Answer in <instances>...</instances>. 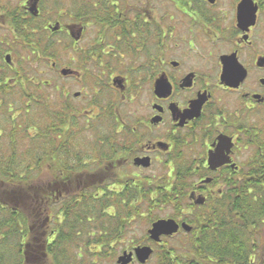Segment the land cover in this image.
Segmentation results:
<instances>
[{
  "label": "flooded vegetation",
  "instance_id": "flooded-vegetation-1",
  "mask_svg": "<svg viewBox=\"0 0 264 264\" xmlns=\"http://www.w3.org/2000/svg\"><path fill=\"white\" fill-rule=\"evenodd\" d=\"M29 90H47L67 140L94 131L102 158L68 174L58 161L41 168L51 176L22 194V264H68L76 254L91 264L85 254L106 244L121 255L145 247L123 249L122 231L98 232L109 243L68 231L93 187L111 206L181 201L165 219L177 234L155 242L147 230L158 247L188 238V218L234 208L237 189L264 187L254 176H264V0H0V122L18 110L25 118Z\"/></svg>",
  "mask_w": 264,
  "mask_h": 264
},
{
  "label": "trees",
  "instance_id": "trees-1",
  "mask_svg": "<svg viewBox=\"0 0 264 264\" xmlns=\"http://www.w3.org/2000/svg\"><path fill=\"white\" fill-rule=\"evenodd\" d=\"M30 51L38 52L37 48ZM41 51H43L41 49ZM44 52V51H43ZM33 59H36L34 57ZM39 62V61H38ZM34 60V63H38ZM34 67H29L32 70ZM30 76V74H29ZM29 79V87L30 77ZM29 90V107L25 120L21 117V111L12 120V113L4 117L0 122V264H22L20 248L22 247L23 231H27V222L23 214L22 194L27 192L35 195L39 178L42 176L41 168H52L56 161L67 169V174L72 168L89 165L91 161H100L102 158L101 148L93 133L89 139L88 149L81 151L79 141L71 142L57 129L53 116L51 101L48 100V92ZM48 98V99H47ZM43 112V116L41 113ZM13 121V122H12ZM62 136V137H61ZM100 148V149H99ZM86 152V154L84 153ZM75 170V171H76ZM92 171V170H91ZM51 171H46L44 177L51 176ZM257 181L263 179V175H254ZM92 180L99 184V175L92 174ZM50 181V180H49ZM261 182V181H260ZM92 188V196L82 206L76 207L75 221H68V231H91L95 233L91 240H107L98 232L116 233L124 231L131 226L136 217L143 218L141 213H148L156 205H167L174 196L170 194L161 195L151 201L146 196L148 207L145 205L111 206L109 202L96 200L94 194L97 192ZM237 202L234 208L219 207V212L205 216L197 222L188 218V223L193 226L188 237L192 241L187 245L185 254L175 249H162L160 254L161 264H264V187L259 186L250 195L246 188L236 190ZM253 198L261 203L252 204ZM168 201V202H167ZM173 202L174 207H185L183 203ZM263 203V204H262ZM262 205V206H261ZM113 208L116 214L104 215L103 211ZM228 209H234L233 211ZM86 210V213H82ZM134 218V219H133ZM151 223H154L151 221ZM93 244V242H92ZM89 257L91 264L110 262L117 257V253L109 250L107 244L99 253L85 254ZM259 255V257H257ZM69 257V256H68ZM68 264H79L85 262L79 259V255L70 256ZM67 258V256H66ZM67 261V259H66ZM104 262V263H105Z\"/></svg>",
  "mask_w": 264,
  "mask_h": 264
},
{
  "label": "rangeland",
  "instance_id": "rangeland-1",
  "mask_svg": "<svg viewBox=\"0 0 264 264\" xmlns=\"http://www.w3.org/2000/svg\"><path fill=\"white\" fill-rule=\"evenodd\" d=\"M21 0H1V3H3L4 5H8L10 7H17L20 4ZM39 66V65H38ZM37 66V67H38ZM41 69V68H40ZM47 68H43V71H45ZM48 77H50L48 75ZM47 76L44 77V79L48 78ZM91 138H82L79 141V148L81 151H85L88 149V144H89V139ZM86 154V152H84ZM129 171H126V175L131 176L129 173ZM149 176H156L158 177L160 174V172H158L157 170H154L150 173H148ZM146 208L148 206H145ZM149 208V207H148ZM151 211L148 213L147 210H143V213H141L143 218H139L136 217L135 220H133L134 222L131 224V226H129V228L127 230L124 229L123 231V241L125 242L123 249H127L133 246H138V245H145V247H151L152 249H154V254L151 258V260L149 262H147L146 264H161L160 261V254H161V250L163 248H165L166 250L172 247H180V246H187L189 245V243L192 241L190 237L188 238H184V236H179L180 238H175L174 240H167L164 244L163 247H158L155 246L154 243H152L149 240L148 234H147V230H150V227L152 225V222H156L157 220H161V219H168V218H173L176 217V212L178 211L177 207H174L172 205H160L159 206H155L153 209H150ZM134 219V218H133ZM261 235H264V229L261 232ZM260 249L264 251V248L262 246H260ZM180 253L185 254V252L183 253V251ZM121 254H118L117 257L114 260H111L110 262H103L101 264H115L117 261V258L120 256ZM259 257V255L257 256ZM135 264H139L134 262Z\"/></svg>",
  "mask_w": 264,
  "mask_h": 264
},
{
  "label": "water",
  "instance_id": "water-1",
  "mask_svg": "<svg viewBox=\"0 0 264 264\" xmlns=\"http://www.w3.org/2000/svg\"><path fill=\"white\" fill-rule=\"evenodd\" d=\"M180 226L174 220H158L152 224L151 229L148 230L151 241L160 242L162 237H169L179 232ZM186 232H190L191 228L183 225ZM151 247H138L134 253H124L118 258L116 264H132L134 256L139 264H146L153 255Z\"/></svg>",
  "mask_w": 264,
  "mask_h": 264
}]
</instances>
